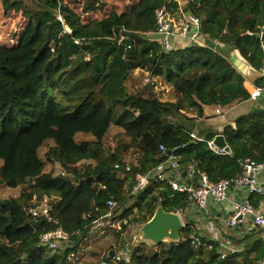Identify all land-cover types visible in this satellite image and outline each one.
Wrapping results in <instances>:
<instances>
[{
	"label": "trees",
	"instance_id": "16d2710c",
	"mask_svg": "<svg viewBox=\"0 0 264 264\" xmlns=\"http://www.w3.org/2000/svg\"><path fill=\"white\" fill-rule=\"evenodd\" d=\"M0 6L31 7L0 12V186L20 188L18 196L0 198V264H69L91 234L92 221L105 212L107 199L117 202L112 219H124L118 229L108 230L125 248V231L147 221L158 203L187 213L188 193L154 181L152 173L149 184L129 193L135 175L163 159L160 143L179 146L172 153L178 155L181 183H197L198 170L219 181L239 174L247 159L264 161L262 108L237 116L220 132L190 136L204 106L227 107L249 98L224 48L260 73L264 33L256 34L264 25V0H185L181 6L176 0H84L81 5L77 0H0ZM162 8L198 16V39L204 43L163 49L150 33ZM137 69L167 83L173 98L130 90L128 77ZM254 85L264 87L261 73ZM111 125L120 128L124 140L107 153L103 139ZM77 134L93 139L78 141ZM216 134L224 136L230 152L210 147ZM49 140L41 157L39 149ZM131 148L135 161L126 162L121 153ZM190 166L194 174L184 180ZM248 199L255 207L264 200L256 193ZM43 204L49 218L33 216L30 208ZM57 227L68 238L54 249L40 245V235ZM195 235L187 221L176 243L154 249L130 244L124 256L111 245L96 264H258L262 256L260 238L222 257L221 241L200 236L207 246L195 247Z\"/></svg>",
	"mask_w": 264,
	"mask_h": 264
},
{
	"label": "built area",
	"instance_id": "2783aa9c",
	"mask_svg": "<svg viewBox=\"0 0 264 264\" xmlns=\"http://www.w3.org/2000/svg\"><path fill=\"white\" fill-rule=\"evenodd\" d=\"M59 19H61L60 16ZM156 22V28L150 33L159 38L163 49L167 50L175 45L182 46L183 41H185V43L194 41L199 42L198 34L201 19L198 16L183 11L171 14L162 8L156 12ZM263 33L264 25L257 33L259 38H261ZM261 45L263 49V62L260 73L264 78V45L262 42ZM262 95H264V87L262 86H254L249 91V99L251 100H256ZM215 111L216 113H219L220 109L217 108ZM190 136L195 137L192 133H190ZM211 141L209 142V145ZM178 148L179 146L175 145L168 149L164 144L160 143L158 145V150L163 159L158 162L152 170H149L146 173H137L134 178L135 182L129 193L136 194L149 184V178L152 173L154 181H165L173 190L186 191L188 193L191 207H195L197 210L207 208L210 203L217 205L231 199L232 211L223 219V225L225 227H235L244 222L247 216H250L252 217L255 225L260 228H264V208L262 206L255 207L248 199V195L250 193L259 194L264 198V185L263 182L258 179V175L264 171V161L257 162L255 160L247 159L243 165L242 171L239 174L231 178L221 179L219 181H211L205 172L198 170L197 183H181V174L177 170V167L179 166L178 155L172 153L173 150ZM213 150L217 153L224 151L223 149ZM114 168H120V164L115 163ZM124 169L129 172L131 167L127 163ZM170 170H173L174 173H170ZM193 174L194 167L190 166L184 180H188L193 176ZM232 192L236 194L241 193L243 196L236 197V194H234V196L231 197ZM116 206L117 202L115 200L107 199L105 212L102 216L92 221L89 229L90 232H103L108 228L118 229V225L121 224H119L120 219H112ZM30 212L35 217L43 216L45 218H49L48 208L45 204L39 207L30 208ZM176 212L180 215L182 214L179 210ZM68 236L69 235L61 227H57L54 230L42 233L39 238V243L42 246L54 249L59 240L67 239ZM200 236L201 235L199 233L198 235L193 236V245L195 247L200 245L207 246L206 242H204ZM262 241L263 251L261 258L258 260V264H264V236L262 237ZM122 251L123 250L118 251L117 255L124 256L125 253ZM234 251H236L234 248L227 246L225 247L222 257H224L226 253Z\"/></svg>",
	"mask_w": 264,
	"mask_h": 264
},
{
	"label": "crops",
	"instance_id": "0c3cea01",
	"mask_svg": "<svg viewBox=\"0 0 264 264\" xmlns=\"http://www.w3.org/2000/svg\"><path fill=\"white\" fill-rule=\"evenodd\" d=\"M180 5H183L185 0H177ZM188 13V12H186ZM204 40V39H203ZM199 40L200 43H204V41ZM264 45V41H262ZM183 45L187 44L185 41L182 43ZM213 46L219 47L217 42L212 43ZM224 52L226 54V58L228 59L231 66L242 75L244 87L249 92L255 85L254 81L259 76V72L252 69L242 58L239 57L238 53L231 48H224ZM211 110H208L210 109ZM219 108L220 112L216 113V109ZM254 108H262L264 109V95L256 100L246 99L243 101L233 102L227 107H221L216 105H206L204 106V116L195 119L194 121V129L192 133L194 136L197 135L200 130H215L220 132L222 127L225 124L233 123L234 119L248 110H252ZM209 115H221V118L215 121H207L206 117ZM224 115V116H222ZM226 115V116H225ZM202 123V124H201ZM114 126V125H111ZM110 126V127H111ZM258 179L263 182L264 185V171H262L258 175ZM233 193L231 197L234 196ZM242 197L243 194L237 193L236 197ZM259 206H263L259 205ZM232 211L231 199L221 202L217 205L211 204L208 205L207 208L202 210H197L195 207L189 208L187 211L186 219L182 218L183 223L189 221L191 223V227L195 229L197 233L201 236H206L208 239H214L221 241L224 247L230 246L234 248L236 251H240L243 249H247L245 243H251L257 238L262 240L264 236V228H260L255 225L252 217L247 216L246 220L235 227H225L223 225V219ZM120 219V218H119ZM104 232V231H103ZM103 232H98L103 235ZM93 233L89 235L88 238L92 237ZM99 236V235H98ZM86 238L85 240H87ZM84 240V241H85ZM89 241V239L87 240ZM84 243V242H83Z\"/></svg>",
	"mask_w": 264,
	"mask_h": 264
},
{
	"label": "rangeland",
	"instance_id": "374dc122",
	"mask_svg": "<svg viewBox=\"0 0 264 264\" xmlns=\"http://www.w3.org/2000/svg\"><path fill=\"white\" fill-rule=\"evenodd\" d=\"M24 2L29 3V0H23ZM78 4L81 5L84 0H77ZM31 7H25L18 10H12V9H5L2 6H0V12H18L22 9H30ZM150 79L152 84L148 82L146 85V82ZM128 86L130 90L139 93L141 95H148V91H152L153 94L157 95L161 100H168L173 98V93L171 87L165 83L160 78L155 77H149L145 71L142 70H134L130 73L128 77ZM147 86V89H146ZM208 110H211L208 109ZM251 110H248L247 112H244L242 114H246ZM241 114V115H242ZM224 116V115H222ZM226 116V115H225ZM239 116V115H238ZM207 121H215L219 118H221V115H209L206 117ZM202 124V123H201ZM121 130L118 127L111 126L109 130L107 131L106 135L103 139V146L107 153H113L116 152L119 146L122 145L124 138L121 135ZM76 139L79 140H92L93 137L89 134H77ZM52 144V141L49 140L46 145H44L42 148L39 149V155L43 157V153L46 150V148ZM132 148L128 150V152H122L121 158L126 162H134L135 161V154L132 153ZM47 170L50 168L49 165H47ZM20 188H9L5 184H2L0 186V198H10V197H16L19 195ZM186 212H182V218L186 219ZM124 223V219H120L119 224ZM136 224L130 225L124 233L123 239L127 240L125 245L131 244V235H132V228ZM119 227L121 225H118ZM117 229V228H116ZM93 236L88 238L89 241L85 240L84 243L81 245V248L78 250V252L74 256L69 257V264H96L100 261L101 256L103 252H105L111 245H115L118 249V251L123 250L122 252L125 253L126 248L128 246H121L120 237H116L112 234L111 230L106 229L103 232V235L101 233L92 232ZM99 235V236H98ZM122 237V236H121ZM130 240V241H129ZM132 246H136L135 242L131 244ZM145 248V247H143ZM150 249V248H149ZM154 249V248H153ZM123 253V254H124Z\"/></svg>",
	"mask_w": 264,
	"mask_h": 264
},
{
	"label": "water",
	"instance_id": "95a60500",
	"mask_svg": "<svg viewBox=\"0 0 264 264\" xmlns=\"http://www.w3.org/2000/svg\"><path fill=\"white\" fill-rule=\"evenodd\" d=\"M256 36L259 37L258 34ZM210 146L213 149H223L225 152H230L222 134H216ZM184 227L185 224L179 213L167 211L163 208L162 203H158L147 221L138 223L132 228L131 244L135 242L136 246L146 245L151 249L161 243H176L180 240L181 231ZM124 241L127 242L126 239ZM111 254L113 255V252Z\"/></svg>",
	"mask_w": 264,
	"mask_h": 264
}]
</instances>
